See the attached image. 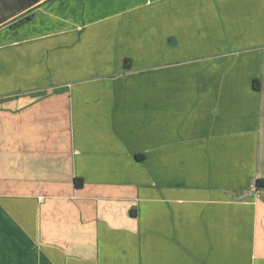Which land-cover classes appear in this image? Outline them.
<instances>
[{"label":"crops","instance_id":"0c3cea01","mask_svg":"<svg viewBox=\"0 0 264 264\" xmlns=\"http://www.w3.org/2000/svg\"><path fill=\"white\" fill-rule=\"evenodd\" d=\"M262 185L264 0L0 25V264H264Z\"/></svg>","mask_w":264,"mask_h":264},{"label":"trees","instance_id":"16d2710c","mask_svg":"<svg viewBox=\"0 0 264 264\" xmlns=\"http://www.w3.org/2000/svg\"><path fill=\"white\" fill-rule=\"evenodd\" d=\"M38 1L39 0H0V25L13 15L26 11L30 7L36 5ZM10 2L13 3V5ZM128 63L129 60L124 61V65ZM256 184L259 186V181H257ZM260 187H264V185Z\"/></svg>","mask_w":264,"mask_h":264},{"label":"rangeland","instance_id":"374dc122","mask_svg":"<svg viewBox=\"0 0 264 264\" xmlns=\"http://www.w3.org/2000/svg\"><path fill=\"white\" fill-rule=\"evenodd\" d=\"M11 3V2H10ZM13 5V3H11ZM11 6V5H10Z\"/></svg>","mask_w":264,"mask_h":264}]
</instances>
